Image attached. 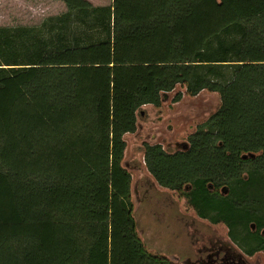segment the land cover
Returning <instances> with one entry per match:
<instances>
[{"label":"trees","instance_id":"obj_1","mask_svg":"<svg viewBox=\"0 0 264 264\" xmlns=\"http://www.w3.org/2000/svg\"><path fill=\"white\" fill-rule=\"evenodd\" d=\"M61 1L0 26V264H175L141 241L123 157L177 85L220 106L186 149L143 143L146 170L264 250V0Z\"/></svg>","mask_w":264,"mask_h":264},{"label":"rangeland","instance_id":"obj_2","mask_svg":"<svg viewBox=\"0 0 264 264\" xmlns=\"http://www.w3.org/2000/svg\"><path fill=\"white\" fill-rule=\"evenodd\" d=\"M88 1L93 5L112 3V0ZM64 11L61 0H0V26L39 25L43 19ZM178 92L182 97L174 101ZM219 106L218 93L202 90L190 96L184 87L177 85L158 107L144 105L136 131L125 135L123 164L132 177L131 200L138 234L149 252L177 264H183L184 259L194 253V242L200 233L213 232L216 227L198 217L178 193L154 181L143 163L142 144L160 143L175 150L176 143L187 142L196 126L207 120ZM218 230L222 235L227 232L223 224L218 225ZM257 257L255 255L252 260ZM261 257L264 264V253Z\"/></svg>","mask_w":264,"mask_h":264},{"label":"flooded vegetation","instance_id":"obj_3","mask_svg":"<svg viewBox=\"0 0 264 264\" xmlns=\"http://www.w3.org/2000/svg\"><path fill=\"white\" fill-rule=\"evenodd\" d=\"M207 222L216 228L212 229L213 232H202L197 236V240L194 242V253L187 256L183 264H262L261 254L264 253V250L247 254L227 235V232L224 235L220 234L218 225L221 223ZM251 229L254 230L255 225ZM263 231L264 229H261V232ZM255 255L258 257L256 260H252ZM176 259H179V256ZM173 263L177 264L176 262Z\"/></svg>","mask_w":264,"mask_h":264},{"label":"water","instance_id":"obj_4","mask_svg":"<svg viewBox=\"0 0 264 264\" xmlns=\"http://www.w3.org/2000/svg\"><path fill=\"white\" fill-rule=\"evenodd\" d=\"M188 147L187 142H181V143H176V149H186ZM254 154L253 153H249V154H244L242 156V158H247V157H253ZM221 192L224 194L226 193V191H223V189L221 190ZM251 227H254V224L251 225Z\"/></svg>","mask_w":264,"mask_h":264},{"label":"crops","instance_id":"obj_5","mask_svg":"<svg viewBox=\"0 0 264 264\" xmlns=\"http://www.w3.org/2000/svg\"><path fill=\"white\" fill-rule=\"evenodd\" d=\"M169 146H167V148H168ZM143 163H144V161H143Z\"/></svg>","mask_w":264,"mask_h":264}]
</instances>
